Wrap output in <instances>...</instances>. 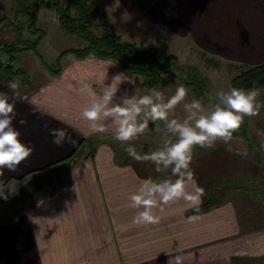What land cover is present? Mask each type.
<instances>
[{
  "label": "crops",
  "instance_id": "obj_1",
  "mask_svg": "<svg viewBox=\"0 0 264 264\" xmlns=\"http://www.w3.org/2000/svg\"><path fill=\"white\" fill-rule=\"evenodd\" d=\"M31 1L46 7L45 0H17L23 4L19 9L22 14L30 10ZM100 2L94 0L101 11L102 28L120 38L125 31L133 30L144 38L136 39L139 45L160 49L169 58L182 49H189V54L192 49L203 47L224 59L252 65L264 62L261 0ZM7 20L1 19L0 27H8L4 22ZM59 35L60 39L65 38L62 33ZM71 39L69 48L85 46L81 39ZM133 40L127 39L137 44ZM180 40L191 46L180 44ZM196 57L202 60L205 55ZM60 61L64 64L58 74L36 71L41 79L34 86L30 85V75L25 81L8 73L0 74V92L15 103L13 126L22 133L20 139L34 148L16 172L4 169L0 187L4 189L7 181L25 180L20 178H29L47 166L56 174L53 185L40 191L35 200L26 199L29 201L21 206L22 212L6 218L0 211V264H167L169 256L165 252L172 257L181 255L183 264H232L233 256L243 257L240 264L264 261V204L257 205L261 196L264 199V137H233L228 144L222 142L219 150L230 146L234 152L246 153L241 156L246 168L255 165V174H246L247 185L229 190L224 202L194 213L189 204L180 200L164 206L163 211L156 210L161 217L158 224L137 225L134 217L143 209L130 207V196L145 179H164L139 169L141 163L137 165L124 150L119 151L114 139L116 125L111 118L104 121V133H92L82 112L91 105V93L100 99L111 84L118 90L109 107L122 104L128 97H140L141 79L122 72L118 63L94 54L82 58L67 54ZM10 82L18 84L15 92L9 89ZM135 85L142 87L140 93L131 94ZM41 112L46 114L41 116ZM21 119L27 123L21 125ZM153 125L149 122L147 129L152 130ZM248 126L252 132V125ZM51 128L65 129L74 143L57 147L49 135ZM88 141L90 146H85ZM152 141L142 144L154 149L158 143ZM194 179L195 184L187 190L202 187L204 203L211 197L207 184H212V178L205 172L194 174ZM248 202L252 203L249 208L253 212L246 208ZM193 215L198 219L190 221L188 218Z\"/></svg>",
  "mask_w": 264,
  "mask_h": 264
},
{
  "label": "clouds",
  "instance_id": "obj_2",
  "mask_svg": "<svg viewBox=\"0 0 264 264\" xmlns=\"http://www.w3.org/2000/svg\"><path fill=\"white\" fill-rule=\"evenodd\" d=\"M8 87L15 92L18 84L10 82ZM117 90L118 88L111 84L104 89L100 99L96 98L95 92L90 94L91 105L82 112V117L90 122V132L104 133L107 130L104 121L111 118L116 125L114 139L125 144L144 134L149 122L155 124L157 121H163L167 132L174 138L149 153L140 154L131 144L124 148L137 163H151L156 172L170 169L171 175L176 177L175 180L164 179L160 182L145 179L138 191L130 196V207L143 209L134 217L133 223L137 225L158 224L161 217L156 214V210L163 211L164 206L180 200L189 204L194 213H199L204 189L196 187L194 191L187 190L189 185L195 184L194 172L190 167L194 148H213L217 141L228 144L233 139V134L244 124L245 117L259 116L261 108L264 107L258 101L260 93L256 89L233 87L228 91H219L216 95L218 103L208 112L199 100L184 102L188 89L183 85L177 87L175 93L168 98L153 88L147 95L128 97L122 104L109 107ZM181 103L187 115L183 120H178L174 118V113ZM15 114V103L10 102L6 93L0 92V177L3 176L4 169L16 172L34 151L33 147L20 139L22 133L13 126ZM33 114H36L35 111ZM45 114L41 112V116ZM19 123L24 125L27 121L21 119ZM49 135L57 147L74 143L65 129L51 128ZM235 154L246 155L240 151ZM0 195L7 199L3 189H0ZM188 219L195 221L198 216L193 215ZM165 254L169 256L167 264H183L181 255L172 257L167 252Z\"/></svg>",
  "mask_w": 264,
  "mask_h": 264
},
{
  "label": "rangeland",
  "instance_id": "obj_3",
  "mask_svg": "<svg viewBox=\"0 0 264 264\" xmlns=\"http://www.w3.org/2000/svg\"><path fill=\"white\" fill-rule=\"evenodd\" d=\"M54 1L63 2L64 0H54ZM45 2H48V0H45ZM20 5H23V4L20 2H17V0H0V19L4 18L3 16L10 18L9 23L7 22L8 20L4 21L5 23L9 25L8 27H0V41L1 42H11L12 40L15 39L16 37L15 32L12 28L14 26L13 25L10 26V24L12 21H15V19L17 20V17L19 19V23L21 24V26L23 25L24 38L29 36L28 32L25 30L27 29V26H26L27 19H26V16L22 14V11L19 10L21 9ZM28 5H29L28 8L30 10H27V11L32 16H34L35 18L34 22L37 23L38 27H41L45 30V36L40 40V43H39V51L42 56V61L45 67H43L41 63L42 61L38 59L30 51H16L15 52L16 58L12 64L15 68L20 67L26 72V74L24 75L25 77L24 79H28V76L30 75V78H31L30 85L34 86L41 79L39 78V75L38 73H36V71L40 72L41 69H44L49 73H54L53 70H55L58 67L57 64L61 63L59 59L55 58L54 54L59 55L61 51L65 50L66 48L71 47L72 45L71 42H73V39H71V36L64 35L63 33L62 34L65 36V38L60 39L59 34H61L60 33L61 29L58 26V20L56 16L57 14L54 9H50L45 6L43 7L42 3L37 2V1H31ZM5 9L7 10L4 11ZM100 20L101 19H99L98 23H96V26L98 27L96 28V31L102 28L100 24ZM72 38L76 39L77 41H80V39L77 37L72 36ZM128 38L129 39L134 38L133 41H135L138 45H139V40H136V39H140V40L144 39L143 37H139V33L134 32L133 30H131L130 32L125 31L121 40L127 41ZM77 41H76V44L74 43L75 47L78 45ZM144 43L147 44L146 42ZM181 43H185V41L180 40V44ZM185 44L189 45V47L191 46L190 44H187V43ZM151 45L152 43H150V46ZM162 46L163 45H161V47ZM186 51L189 52V49L188 50L182 49V52L180 54L171 55L172 56L171 59H172V62L174 61L175 67L176 66H180L182 68L185 67L184 69L187 72L186 75L188 76L187 78L188 81L194 80L195 78L202 79L204 81L203 84H205V87L203 88L204 90L202 91V93H204L209 98V100L213 98V99H216L217 102H218V99L216 95L219 91L221 90L228 91L232 88L230 84L231 78L240 74L242 71L248 69L252 65L246 62L242 63V62H238L237 60L224 59L222 57L215 56L214 52L203 49V47L192 49L191 50L192 52L189 54H186ZM169 54H173V53L169 52ZM200 54L205 55V57L202 60L196 57ZM7 57H8V53H4L0 50V58L3 62L7 61L6 60ZM67 58L69 59L70 57L67 56ZM62 64L64 63L62 62L61 65ZM49 70H52V71L50 72ZM173 71L175 73L180 72V70H177V69H173ZM138 78L141 79L140 76H138ZM70 81H72V79H70ZM181 85H183L186 89H188V96L186 97V100L184 102H191L193 99H195V100L201 101L202 105L206 107V111L210 112L213 109L214 106L208 105V103H205L201 99L196 98L191 91L192 88H190L188 85H185L177 77L172 76L170 74L164 75L161 85H159L155 89L161 91L163 95L165 96V98H168L172 96L175 93L177 87ZM140 88L142 87L140 86L138 87V85H135L133 88H131L130 93L133 94L136 91L137 93H140L138 92ZM142 89L143 90L140 96L147 95L150 93V91L146 90V88H142ZM256 90L260 93V95L258 96V101L262 105H264V86L257 88ZM136 95H139V94H136ZM263 114H264V107L261 108V113L259 116L251 117V118L247 117L248 123L252 125V132L249 130V126H248L247 139L251 140L252 138L255 139L258 137H264V116ZM186 115L187 113L183 108V103H181L179 106H177L175 110L174 118H177L178 120H183L186 117ZM153 127L154 128H151L152 130L146 129L144 134L140 135L137 139L133 141L127 142L125 144L115 141V144H117V146L119 147V150L121 149V151H123L124 148L128 146V144H131V146H133L136 149V151H144V149L149 150V148L152 146L142 144V142H147V140L148 141L153 140L152 142L158 143L156 146H154V149L156 150L162 147L164 143L168 141L169 139H174L171 137V134L167 132V129L163 121H157L153 125ZM217 142L218 143H216V145L213 148H201L199 146H196L193 151V161H192V164L190 165L194 174L206 172V174L210 175V177L212 178V184H207V188H210V190L212 191L211 197H212V201H214L215 203L224 202V200L228 198L229 190H233L234 188H236V190H239L240 189L239 186L241 185L246 186L247 185V177H246L247 175L246 174H248V176H250V174H253V173L255 174V165L249 166L248 168H246V166L242 162L241 156L236 155L235 154L236 152H234L233 150L229 151L230 146H227L223 150L220 149L221 150L220 151L219 147L221 148L223 146L222 141H217ZM85 146H90V141H88V144H85ZM154 149H150L149 152L154 151ZM141 154H144V153H141ZM138 167L141 170L144 169L147 172H150V174L155 178L158 177L161 179H167V178L173 177L171 175L170 169L165 170L163 172H156L154 165H152L151 163L141 162V166L139 165ZM22 179L26 180L27 178H22ZM25 180L10 181V182L7 181L8 183L5 184L6 186L4 187V189L1 187L0 189L5 190L8 188H11L12 190L15 187H17V185L21 184ZM38 194L39 192L32 196L34 200L38 197ZM244 199L247 200L248 198L244 197ZM244 199H243V202L245 203ZM28 201L29 200L17 202L13 207H10L8 204L0 205V211L5 214L6 218H8L11 216V214L14 215L16 211L22 212L20 209L21 206H24ZM259 204L261 205L264 204V199L262 198V196L259 202L257 203V205ZM251 205L252 203L248 202L246 208L248 209L249 207H251ZM248 210L252 211V209L250 208ZM258 213H261V211H258ZM0 218H1V215H0ZM234 261H235V264H240L237 262V260L234 259ZM252 264H264V261L257 260V261H254V263Z\"/></svg>",
  "mask_w": 264,
  "mask_h": 264
},
{
  "label": "trees",
  "instance_id": "obj_4",
  "mask_svg": "<svg viewBox=\"0 0 264 264\" xmlns=\"http://www.w3.org/2000/svg\"><path fill=\"white\" fill-rule=\"evenodd\" d=\"M261 1L264 4V0ZM46 7L55 10L61 33L68 36H75L85 43L84 47L68 48L61 51L59 55L56 56V59H59V61L67 54H72L77 58L94 54L101 59H108L118 63L121 71L127 75L140 76L142 87L148 90L157 88L161 85L163 76L170 74L177 77L185 85L192 88L191 91L196 98L201 99L203 102L212 106L218 103L216 99L212 98L209 100V98L202 93L204 90L203 88L205 87L202 79L195 78L194 80L188 81V76L186 75L187 72L184 69L185 67H175L172 59L169 58L162 50H149L142 45L123 41L119 35L106 28H100L96 31V28H98L96 23H98V20L101 17V11L95 5L94 0H64L63 2L48 0V2H46ZM24 15L26 16V22L28 23H26L27 29L25 30L28 32L29 36L24 38V28L23 25L21 26L19 23L18 17L17 20L15 19L16 22H11L10 25L14 26L12 28L16 37L8 43L0 41V50L4 53H8L6 62H3L0 58V74L5 75L8 73L21 80L23 79L28 81V79H24L26 72L20 67L15 68L12 64L16 58L15 52L30 51L42 61V56L39 51V43L45 36V30L37 26V23L34 22V16H32L28 11H25ZM2 19H8L7 22L9 23L10 18L4 17ZM41 63L43 67H45L43 61ZM57 65L58 67L53 70V72L58 74L62 65L61 63ZM173 69L180 70V72H177V74L173 71ZM49 71L51 72L52 70ZM230 84L232 88L235 87L240 89H257L263 87L264 62L251 65L248 69L232 77ZM247 129L248 122L245 117L244 124L237 133L233 134V137H240L246 140ZM49 167L50 166L44 167L36 172L46 171ZM54 176H56V174H54ZM7 183L8 182H5L4 185ZM214 205L215 202L212 201V197H210L207 201L200 205V211H206ZM190 212L193 211L190 210ZM234 259L237 260V262H240V260L243 261V257L233 256L231 258L232 264H235Z\"/></svg>",
  "mask_w": 264,
  "mask_h": 264
},
{
  "label": "water",
  "instance_id": "obj_5",
  "mask_svg": "<svg viewBox=\"0 0 264 264\" xmlns=\"http://www.w3.org/2000/svg\"><path fill=\"white\" fill-rule=\"evenodd\" d=\"M54 182L55 176L50 170L35 173L14 189L5 192L7 199L0 195V205L8 204L13 207L17 202L32 197L34 194L53 185Z\"/></svg>",
  "mask_w": 264,
  "mask_h": 264
}]
</instances>
